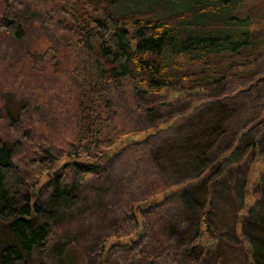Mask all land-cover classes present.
I'll return each mask as SVG.
<instances>
[{
	"label": "trees",
	"instance_id": "trees-1",
	"mask_svg": "<svg viewBox=\"0 0 264 264\" xmlns=\"http://www.w3.org/2000/svg\"><path fill=\"white\" fill-rule=\"evenodd\" d=\"M3 3L0 31L19 38L21 23L15 7L10 0ZM53 14L62 22L61 41L43 50L28 49L25 56L34 71L48 62L55 75L67 73L74 80L76 139L63 155L46 141L38 144L44 154L36 161L30 159L29 165L47 163L54 177L48 188L38 187L33 196L27 190L26 172L0 138V264H31L30 260L47 264L48 257H53L54 264H80L72 248L59 260L53 256L72 226L96 232L92 249L83 251L84 257L91 258L89 264H258L256 250L264 245L245 238L244 223H257L264 231V220L251 218L253 207L245 200L239 202L235 183L229 185L233 220L228 221L237 241L223 235L208 219L215 206L211 185L227 170L236 173L242 165L246 166L245 181L251 183L253 162L264 156V102L256 104V118L240 125L247 133L263 125L241 153L235 138L206 164V155L229 129V119H234L228 106L214 104L209 128L186 130L178 144L158 151L170 153L166 158L174 165L182 160L183 168L198 169L188 180L176 181L161 171L145 175L142 170L125 179L129 195L110 201L106 208H77L65 221L67 225L58 222L56 213L70 201V190L94 179L103 170L105 157L118 150H104L122 135L116 124L122 114L114 103L116 95L128 89L147 100L175 90V101L189 100L206 97L227 77L235 81L261 77L264 0H60L52 3L49 17ZM259 81L264 83V77ZM160 105L165 104H144L143 109L152 114ZM198 106L191 104L188 114L196 112ZM152 135L142 139L143 148L152 144ZM60 157L65 161L57 171L55 161ZM218 169L220 173L205 186L198 207L193 199L184 216L170 215L174 205L167 200L170 195L183 196L188 188L194 192L206 171ZM250 193L257 201L264 198L261 189L243 185V198ZM163 223L173 226L168 234L158 230ZM110 239L113 242L107 245Z\"/></svg>",
	"mask_w": 264,
	"mask_h": 264
},
{
	"label": "rangeland",
	"instance_id": "rangeland-1",
	"mask_svg": "<svg viewBox=\"0 0 264 264\" xmlns=\"http://www.w3.org/2000/svg\"><path fill=\"white\" fill-rule=\"evenodd\" d=\"M10 1L14 5L16 16L21 23V37L13 38L0 31V138L11 148L13 160L22 165L27 174V190L35 196L38 187L42 188L43 185L49 187L54 177L50 174L46 166L47 163H42L37 167L29 165L30 159L36 161L44 154L38 144L46 141L63 155L69 149V144H72L76 139L75 82L67 73L55 75L48 62L38 66L39 70L34 71L31 62L25 56V51L28 49L43 50L52 43L61 41L63 36L61 19L56 14H53L52 19L49 17L53 1L59 2L60 0ZM3 9L4 3L3 0H0V15H2ZM262 77H264V72L261 73L260 78L256 77L249 81L224 78L221 86L208 91L206 97H199L200 99L190 98L189 100L175 101L177 99L175 90L147 100L136 96L128 89L120 95H116L114 103L120 106L122 113L116 119V124L122 129V135L114 146L104 150L112 151L114 147L118 150L105 157L104 168L94 179L85 182L76 190L70 188V201L60 207L56 213V216L60 217L58 222L67 221L77 208L103 209L110 201L128 196L130 193L129 183L125 179L136 175L137 172L143 173L142 170L145 175H148L149 172L153 174L161 171L167 178L176 181L188 180L198 169L183 168L182 160L177 161L174 165L166 158V155L170 153L160 154L158 151L178 144L180 136L186 130L196 132L201 127L209 128L211 120L214 118V107H212L214 104L228 106L235 121L233 118L229 119V129L225 130L227 134L219 136L213 149L206 155V164L211 159L220 156L221 152L235 138L238 139L236 145L241 153L242 147L250 139L257 137L263 127V125L255 126L249 133L240 127L243 121H252L257 117L256 104L264 102V83L259 81ZM144 104L165 105L156 106L154 113L148 114L143 109ZM191 104H199V106L195 109L196 112L189 115L188 110ZM261 109L263 110L262 120H264V104ZM200 110H203V113L199 114ZM186 114L189 117L180 118ZM237 130L239 133L236 137ZM151 133L153 135L149 140L152 141V144L148 148H143L142 139ZM179 152L181 154V151ZM159 156L160 158H158ZM182 156L185 155L182 153ZM64 161L65 157H60L55 161L58 166L57 171L60 170ZM223 164L224 162L220 164L221 168ZM253 164L255 169L252 179H256L255 183H252V179L251 183H246L244 173L246 166L242 165L236 173L233 170H227L211 185L215 206L213 205L210 212L211 217L209 216L208 220L212 226L232 241H237L229 223L233 220L232 196L229 191V185L233 186L232 182L235 183L234 192L239 202L245 200L248 205L253 207L251 218L257 221L264 220V198L257 201L253 193H250L247 198H243L244 196L241 194L243 185H249L251 189H261L262 197H264V156L255 159ZM220 171L221 169L206 171L203 179L195 186L194 192L188 188L183 196L182 194L179 196L170 195L167 200H170L172 205L174 204L170 215L182 213L184 216L183 212H187L185 208L190 209L188 206L191 205L190 201L192 203L193 199L198 201V203L195 202L198 207L203 201L205 186ZM46 174L49 176L46 177ZM43 193L46 194V190H43ZM186 198H190V200H186ZM178 202L181 206L177 205ZM255 224L257 223H244V236L247 240H259L264 245V231H261L259 225ZM172 227L171 224L163 223L158 227V230L160 228V232L168 234L173 229ZM95 233L94 229L90 227L76 229L72 226L63 236L64 243L57 244L56 249L53 250V256L59 260L63 252L72 248L75 259L81 261L80 264H89L91 258L84 257L83 251L92 249ZM1 236L2 231L0 230V253L3 247ZM112 242V239L108 240L107 245ZM263 249L256 250L258 264H264V259L259 261L264 257ZM52 259L53 257H48L46 263L54 264ZM30 263L34 264L36 261L30 260Z\"/></svg>",
	"mask_w": 264,
	"mask_h": 264
}]
</instances>
